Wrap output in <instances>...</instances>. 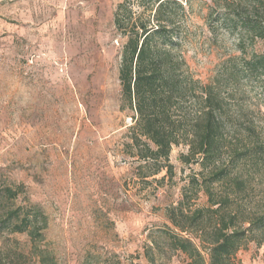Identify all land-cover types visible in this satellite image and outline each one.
<instances>
[{"label":"rangeland","instance_id":"1","mask_svg":"<svg viewBox=\"0 0 264 264\" xmlns=\"http://www.w3.org/2000/svg\"><path fill=\"white\" fill-rule=\"evenodd\" d=\"M240 1L171 0L164 10L203 83L240 57V31L223 21ZM121 5L158 24L154 0H0V264H189L171 248L168 210L201 166L180 159L181 145L172 176L142 177L153 168L133 155V113L122 108ZM236 258L264 264V244Z\"/></svg>","mask_w":264,"mask_h":264},{"label":"trees","instance_id":"2","mask_svg":"<svg viewBox=\"0 0 264 264\" xmlns=\"http://www.w3.org/2000/svg\"><path fill=\"white\" fill-rule=\"evenodd\" d=\"M154 1L155 27L133 21L124 5L114 20L125 38L119 80L122 108L133 113L130 147L153 168L143 178L163 170L172 176L173 147H188L180 159L201 170L168 210L176 230L171 248L189 264H243L240 250L264 244V0L240 1L223 20L240 31V57L218 66L208 83L192 73L164 20L167 6L178 4ZM258 41L261 53L254 50ZM200 193L206 206L195 205Z\"/></svg>","mask_w":264,"mask_h":264}]
</instances>
